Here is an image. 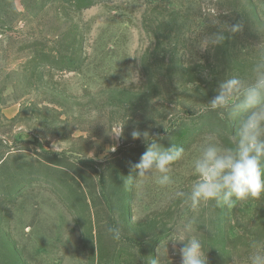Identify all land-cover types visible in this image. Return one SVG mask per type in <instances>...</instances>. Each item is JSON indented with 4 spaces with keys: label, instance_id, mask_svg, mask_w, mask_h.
Segmentation results:
<instances>
[{
    "label": "rangeland",
    "instance_id": "374dc122",
    "mask_svg": "<svg viewBox=\"0 0 264 264\" xmlns=\"http://www.w3.org/2000/svg\"><path fill=\"white\" fill-rule=\"evenodd\" d=\"M216 12L239 29L201 51ZM262 42L264 0H0V264H150L188 218L207 264H248L264 193L196 211L170 197L194 182L197 145L232 146L238 121L204 106ZM133 130L184 149L172 186L138 177L150 141Z\"/></svg>",
    "mask_w": 264,
    "mask_h": 264
},
{
    "label": "clouds",
    "instance_id": "9594fccd",
    "mask_svg": "<svg viewBox=\"0 0 264 264\" xmlns=\"http://www.w3.org/2000/svg\"><path fill=\"white\" fill-rule=\"evenodd\" d=\"M218 13H212L209 22L217 26V31L204 34L198 41L201 51L220 45L225 40L226 31L236 32L238 25L229 27L221 23ZM137 78L129 79L125 85L135 84ZM217 94L204 106V110L218 111L227 119L237 120L232 146H222L213 138H207L196 147L198 155L192 161V174L196 177L187 191L176 190L170 199L180 201L193 211L201 204L214 201L217 207L234 206L237 201L249 198L259 199L264 193V42L258 44L256 57L247 76L231 74L224 77L216 89ZM113 133V132H112ZM117 137L122 135V125ZM133 139L143 137L147 144L138 163V177L144 180L154 176V182L160 187L172 186L171 166L184 155V149L175 144L165 147L148 131L133 130ZM114 150V148L112 149ZM136 179V178H135ZM131 176L124 179L125 186L135 180ZM69 218L67 221L71 220ZM195 218H188L174 234L160 242L157 256L150 264H168V241L182 242L179 249L181 264H207L205 248L196 235ZM111 239H122L121 229L106 226ZM248 264H264V242L254 241L250 245Z\"/></svg>",
    "mask_w": 264,
    "mask_h": 264
}]
</instances>
